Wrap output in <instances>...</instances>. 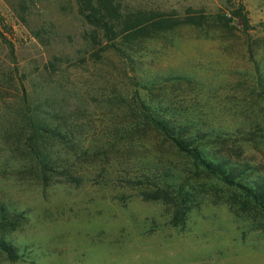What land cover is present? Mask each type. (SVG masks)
Here are the masks:
<instances>
[{"label":"rangeland","instance_id":"374dc122","mask_svg":"<svg viewBox=\"0 0 264 264\" xmlns=\"http://www.w3.org/2000/svg\"><path fill=\"white\" fill-rule=\"evenodd\" d=\"M118 1L162 26L0 0V264H264V207L143 114L264 190V0Z\"/></svg>","mask_w":264,"mask_h":264},{"label":"trees","instance_id":"16d2710c","mask_svg":"<svg viewBox=\"0 0 264 264\" xmlns=\"http://www.w3.org/2000/svg\"><path fill=\"white\" fill-rule=\"evenodd\" d=\"M77 2L80 13L86 22L96 31L101 32L105 37L107 44L112 47L116 46V42L120 38L131 43L133 38H136L142 33V31L138 29L142 24L152 22L154 23V26L158 27H161L163 24V21L156 19L158 14L151 17L148 16L147 13L140 12L134 14L123 11L122 5L118 0H77ZM243 24L245 29L249 28L248 20L245 15L243 16ZM117 48L120 50L119 47ZM143 114L145 118L160 129L180 151L191 155L197 165L202 166L207 171L217 174L226 184L241 189L248 197L252 198L256 204L264 207V190L262 187L258 190L254 189L243 183L235 175L229 173L227 169H224L222 164H218V162L212 160L209 154H207L202 148L197 147V145L194 144V141L191 142L185 139L182 135L181 129L173 125L165 117L157 116L160 113L154 109L144 110ZM33 128L46 136H52L59 139H63L64 137L61 130L55 127L42 125L34 126ZM33 151L39 154L36 147H34ZM6 251L13 257L16 256L14 249L11 247L6 246Z\"/></svg>","mask_w":264,"mask_h":264}]
</instances>
